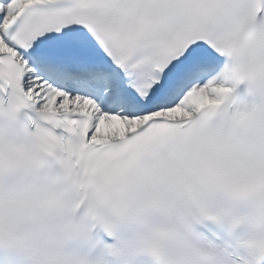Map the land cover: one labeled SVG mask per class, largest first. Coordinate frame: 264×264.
Wrapping results in <instances>:
<instances>
[{
    "label": "snow or ice",
    "instance_id": "snow-or-ice-1",
    "mask_svg": "<svg viewBox=\"0 0 264 264\" xmlns=\"http://www.w3.org/2000/svg\"><path fill=\"white\" fill-rule=\"evenodd\" d=\"M0 264H264V0H0Z\"/></svg>",
    "mask_w": 264,
    "mask_h": 264
}]
</instances>
